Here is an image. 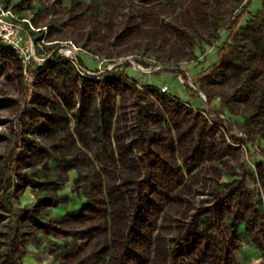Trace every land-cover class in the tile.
Wrapping results in <instances>:
<instances>
[{"label": "rangeland", "instance_id": "rangeland-1", "mask_svg": "<svg viewBox=\"0 0 264 264\" xmlns=\"http://www.w3.org/2000/svg\"><path fill=\"white\" fill-rule=\"evenodd\" d=\"M105 1L82 51L36 0L66 78L0 58V264H264V0Z\"/></svg>", "mask_w": 264, "mask_h": 264}, {"label": "crops", "instance_id": "crops-1", "mask_svg": "<svg viewBox=\"0 0 264 264\" xmlns=\"http://www.w3.org/2000/svg\"><path fill=\"white\" fill-rule=\"evenodd\" d=\"M67 1V7L66 12L68 14L66 23L63 24V30L64 32H67L68 30L71 32V30L76 34H81L80 38L75 37L72 39H68L71 42L75 43V45L79 46L82 51L83 49L88 50L89 45L96 46L97 44L94 43L91 40L92 36H95L96 31L98 30L100 34H104L107 29L110 27L108 24V16L106 15V1L105 0H65ZM38 2V1H37ZM41 5L40 3H37ZM36 0H30L29 3H27V0H16L15 5L11 7L8 2H1V6L5 10L11 11L17 18L21 20H25L28 18L29 22L34 28V31H32L34 34L33 37L38 38L40 37L42 41L40 43H43V40L45 42V39L38 33L41 28L49 27L50 29L54 28L53 25L50 24L49 20L52 18L51 12H49L47 9L43 7H37ZM30 10V14H28ZM79 22L80 24L77 26L78 28L74 27L73 24L75 22ZM47 24V26H46ZM41 27V28H40ZM85 28H88L90 31H86ZM77 30V31H76ZM88 32V33H87ZM85 33V34H82ZM27 37H30L27 33L25 34ZM104 36V35H103ZM46 42H53L56 43L57 40L53 41H46ZM45 44V43H44ZM86 53V52H85ZM86 56H90L92 58H96V56H93L92 53L85 54ZM40 56H44V53H42ZM118 59V58H116ZM82 62V60L80 59Z\"/></svg>", "mask_w": 264, "mask_h": 264}, {"label": "trees", "instance_id": "trees-1", "mask_svg": "<svg viewBox=\"0 0 264 264\" xmlns=\"http://www.w3.org/2000/svg\"><path fill=\"white\" fill-rule=\"evenodd\" d=\"M235 19L234 22L231 25V29L229 30V35L226 39L225 42H223L222 47L220 48L219 52H218V60L216 61V63L210 67V69H208L207 72H211L214 68H216L220 61L222 60V58L227 55L230 51V41L237 35V28L235 26ZM24 27V33L28 34L29 36L32 37V40L35 42L36 45H38V42L42 41L40 37L35 38L33 37L35 33H33L29 28H28V24L25 23L23 24ZM54 46V45H53ZM54 48V47H51ZM39 52V51H38ZM9 55V56H8ZM10 55H12V57L16 58V60L19 62L20 64V69H24L27 74L29 75H40V76H44L46 79H50V78H55L57 80H61L63 78H66L68 75L71 74L74 66L72 65V63L69 60L60 58L57 54V52H53L49 59L47 60L46 65L43 67V69L41 71L38 72H34L32 71L31 67H30V63L33 61L29 62V66L24 67L20 61V58L18 57V55L9 47H0V58L2 60H7L9 59V57H11ZM41 55V54H39ZM78 66L81 67L80 63H77ZM40 153V152H39ZM259 212H261L259 209H257ZM260 217L259 218H263L262 215L263 213H259Z\"/></svg>", "mask_w": 264, "mask_h": 264}, {"label": "built area", "instance_id": "built-area-1", "mask_svg": "<svg viewBox=\"0 0 264 264\" xmlns=\"http://www.w3.org/2000/svg\"><path fill=\"white\" fill-rule=\"evenodd\" d=\"M22 20H18L11 11L5 10L0 5V47H9L12 49L20 58V61L24 67L30 62V55L27 56L29 51L32 52L33 45L30 41V49L24 47V29L19 26ZM28 25L29 22L25 21ZM60 58L69 60L74 68L81 69L78 66L76 58L73 57L71 50L66 51L65 54L60 53ZM166 87L162 89L164 92Z\"/></svg>", "mask_w": 264, "mask_h": 264}]
</instances>
